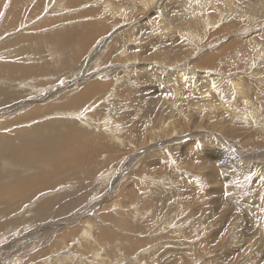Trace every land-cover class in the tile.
I'll list each match as a JSON object with an SVG mask.
<instances>
[{
  "label": "rangeland",
  "instance_id": "1",
  "mask_svg": "<svg viewBox=\"0 0 264 264\" xmlns=\"http://www.w3.org/2000/svg\"><path fill=\"white\" fill-rule=\"evenodd\" d=\"M0 63V136L59 129L0 154V264H264V0H0Z\"/></svg>",
  "mask_w": 264,
  "mask_h": 264
},
{
  "label": "bare ground",
  "instance_id": "2",
  "mask_svg": "<svg viewBox=\"0 0 264 264\" xmlns=\"http://www.w3.org/2000/svg\"><path fill=\"white\" fill-rule=\"evenodd\" d=\"M17 1V0H16ZM16 3V2H15ZM61 3L63 4V2H60V5H61ZM14 10V9H13ZM12 17H7L6 19H5V23L6 24H10L11 22H12ZM69 27L70 26H61V27H59L58 29H56V30H54V31H51V32H49V35H50V37L51 38H56V35H57V32H59V31H63V30H67V29H69ZM9 28V26L8 27H6V29H8ZM73 28V27H72ZM65 30V31H66ZM73 30H75L74 28H73ZM68 31V30H67ZM71 31V30H70ZM70 31H68V32H70ZM43 36V35H42ZM23 37V36H22ZM25 37V36H24ZM26 38V37H25ZM65 38V37H64ZM68 38V37H67ZM35 43H34V45L37 47V46H39V44H38V42L40 41V40H42V37H41V35L40 36H36L35 37ZM52 39V40H53ZM18 40V39H17ZM45 40V39H44ZM20 43H17L18 44V49H17V55H21V54H23V53H25L26 51H27V49H28V47H27V39H23V38H21L20 40ZM25 43H24V42ZM60 42V41H59ZM30 44V43H29ZM54 44L55 45H57V42L54 40ZM46 45H47V43H46ZM50 47H51V44H50ZM53 49V48H52ZM63 49H64V47H63ZM63 49H61L62 50V52H61V54L63 55V53L64 54H66V53H68V52H65L67 49H65V50H63ZM53 51V50H52ZM36 52V51H35ZM38 52V51H37ZM55 52V51H54ZM56 54V53H55ZM51 55V54H50ZM68 55V54H67ZM73 58V57H72ZM61 61H62V59H60ZM70 60V59H69ZM73 60H74V58H73ZM73 60L71 59V61L73 62ZM49 61V60H48ZM55 61V60H54ZM60 61V62H61ZM59 62V63H60ZM39 64V63H38ZM61 64V63H60ZM71 64V63H70ZM62 65H65V64H63L62 63ZM69 65V64H68ZM9 65H5V64H2V63H0V73H7V70L6 69H8V68H10V66L8 67ZM12 67V66H11ZM61 67V66H60ZM13 69H14V73H25V75L27 74L26 72H32V70L30 71V69H27L26 67H12ZM11 68V69H12ZM33 68H34V66H33ZM49 69V68H48ZM10 70V69H9ZM34 70V69H33ZM47 70V68H43V71L45 72ZM54 71V70H53ZM56 71V70H55ZM36 72L38 73H40L41 72V69H39V70H36ZM49 73V72H48ZM56 73V72H55ZM13 75H15V74H13ZM40 76V75H39ZM42 76V75H41ZM88 88H90V87H88ZM88 88H86V89H84V91H82V92H80V95H78V96H76L75 98H71L72 100L73 99H79V98H82L84 95H85V93H87L88 91H89V89ZM15 90V88H11V87H9V86H5V85H0V104H2V103H6V102H11V100H13V98H15L16 96H15V92L16 91H14ZM17 91H19V90H17ZM20 93V92H19ZM21 93H23V91L21 92ZM55 107H57V105L55 106ZM60 107H62V106H60ZM49 107H45V108H34V112L35 113H39L41 110H43V109H46V110H49L48 109ZM64 110V109H63ZM18 118V117H17ZM54 124V123H53ZM71 124V123H70ZM62 125V124H61ZM40 126H41V124H40ZM57 126V125H56ZM104 126V125H103ZM0 127H3V126H0ZM105 127V126H104ZM33 130H31L30 128V130H29V132L30 133H23V132H18V133H16L15 135H13V136H11V137H5V138H3V137H1L0 138V154L3 152V151H8L9 153H10V156L12 157H9V159L11 158V159H13V160H19L21 157H22V154H25L24 152H25V150H24V146L23 145H26V146H28L27 144H25V141L27 142V140L28 139H34L37 143L39 142V144H42L41 143V141L44 139L43 138V135L44 134H47V133H44V132H47V131H43L44 129L45 130H50L51 128H53V130L54 131H56L57 130V133L59 132V129H58V127H53V125L52 124H46V126H44L43 127V125H42V131L40 130H37V129H34V127L32 126L31 127ZM26 130V129H25ZM52 130V131H53ZM56 133V134H57ZM70 133V132H69ZM67 134V133H66ZM79 134V133H78ZM48 135V134H47ZM58 135V134H57ZM53 136V135H52ZM60 135H58V137H59ZM68 136V135H67ZM82 136V135H81ZM45 137V136H44ZM69 137V136H68ZM68 137H66V139L68 138ZM76 137H77V135H76ZM88 137V136H87ZM53 138V137H52ZM55 138V137H54ZM63 138V137H62ZM65 138V137H64ZM70 138H71V136H70ZM60 139V138H59ZM72 139V138H71ZM39 140V141H38ZM45 141H46V139H45ZM77 141H79V139H75L74 141H72V142H77ZM43 142V141H42ZM65 142V141H64ZM66 142H67V140H66ZM71 142V141H70ZM80 142V141H79ZM89 142V141H88ZM33 143V142H32ZM44 143H46V142H44ZM51 144V143H50ZM32 145H34V144H32ZM42 146V145H41ZM28 148H29V146H28ZM30 148H32V147H30ZM36 148V147H35ZM38 148V147H37ZM70 148V147H69ZM85 148V147H84ZM183 148H185V149H188V152L187 153H185V155H188V153H189V151H190V146H188L187 144L186 145H184V147ZM33 149V148H32ZM28 150V149H27ZM26 150V151H27ZM56 150V149H55ZM67 150V149H66ZM69 150V149H68ZM67 150V151H68ZM28 151H31V150H28ZM33 151V150H32ZM37 151V150H36ZM60 151V150H59ZM71 151V150H70ZM34 152H35V150L33 151V152H29L30 153V155H29V157L27 158V160H28V163L29 162H33V161H30L31 160V158L32 157H34V156H32L33 154H34ZM74 152V151H73ZM97 152V151H96ZM216 152V151H215ZM215 152H213V153H215ZM184 153H183V155H184ZM4 154V153H3ZM69 154V153H68ZM35 155H37V154H35ZM63 155V154H62ZM73 155V154H72ZM28 156V155H27ZM37 156H39V155H37ZM37 156H36V159H37ZM24 157V156H23ZM22 157V158H23ZM65 157V156H64ZM70 157V156H69ZM26 158V157H25ZM61 158H63V157H61ZM68 158V157H67ZM188 158V157H187ZM33 159V158H32ZM43 159H45V158H43ZM71 159V158H70ZM184 159V158H183ZM23 160H24V158H23ZM23 160H22V162H23ZM66 160V159H65ZM190 160H191V158L189 159H184V161L187 163V164H189L190 163ZM21 161V160H20ZM13 162V161H12ZM11 162V164H13ZM18 162V161H17ZM22 162L20 163V167H21V164H22ZM34 162H37V160L35 161V159H34ZM70 162V161H69ZM41 163V162H40ZM50 163V162H49ZM48 163V164H49ZM10 164V163H9ZM35 164V163H34ZM36 164H38V167L40 168V164L37 162ZM51 164V163H50ZM65 164V163H64ZM200 164H201V166H204V167H206V168H211L212 167V169H215V166L210 162V161H205L204 163H202V162H200ZM18 165V164H17ZM23 165V164H22ZM24 165H26V164H24ZM29 165V164H28ZM30 165L32 166L33 165V163H30ZM16 166V165H15ZM35 168H37V165H33ZM53 166H55V165H53ZM93 166V165H92ZM32 168L31 167V169H35V168ZM17 168H18V166H17ZM42 168V167H41ZM41 168H40V170H41ZM240 168V167H239ZM43 169H45V168H43ZM57 169V168H56ZM59 169V168H58ZM16 170H18V169H16ZM39 170V169H38ZM10 171V170H9ZM56 171V170H55ZM19 172V171H18ZM17 171H16V173H18ZM33 172V171H32ZM38 172H40V171H38ZM42 172V171H41ZM25 173H27V172H25ZM36 172H34V173H32V174H35ZM9 174V173H8ZM21 174V173H20ZM24 174V173H23ZM23 174H21L20 176H23ZM37 174V173H36ZM39 174V173H38ZM37 174V175H38ZM43 174V172L42 173H40V176ZM46 175H49V174H51V171L49 172H46L45 173ZM15 175V174H14ZM25 175V174H24ZM37 175H35V177L37 176ZM9 176V175H8ZM28 176V175H27ZM23 177H25V178H22V177H18L17 179H15V180H13L9 185H7V186H4V187H2L3 189L2 190H4V191H1L0 192V203H7V204H12L13 203V201L14 200H17L16 198H17V196L18 195H20L17 191H26V185H27V181H26V176H23ZM45 177V176H44ZM47 177V176H46ZM49 177V176H48ZM52 177V176H51ZM50 177V178H51ZM36 180H37V178H36ZM40 183V182H39ZM31 184V183H30ZM19 187V188H18ZM38 187V186H37ZM46 188V187H45ZM34 190H35V188H33ZM37 189V188H36ZM37 192V191H36ZM2 193V194H1ZM22 193V192H21ZM25 194H26V192H24ZM68 195V194H67ZM23 197V196H22ZM21 197H19V199H20ZM23 202V201H22ZM38 203V202H37ZM49 203V202H48ZM42 204L43 203H40V204H38V205H36V207L37 206H40L39 208H37L38 210L42 207ZM214 204L216 205V208H220V209H223V203L221 204V205H219L218 203L216 204V201H214ZM11 206V205H10ZM13 206V205H12ZM221 206V207H220ZM45 208V207H44ZM37 210V211H38ZM51 211V210H50ZM219 211V210H218ZM225 216V215H224ZM225 218V217H224ZM214 236H215V234H214Z\"/></svg>",
  "mask_w": 264,
  "mask_h": 264
}]
</instances>
